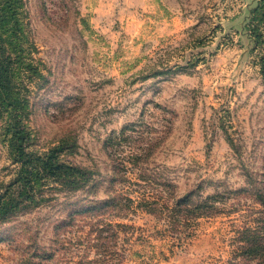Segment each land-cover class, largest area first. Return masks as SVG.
<instances>
[{
	"label": "rangeland",
	"instance_id": "374dc122",
	"mask_svg": "<svg viewBox=\"0 0 264 264\" xmlns=\"http://www.w3.org/2000/svg\"><path fill=\"white\" fill-rule=\"evenodd\" d=\"M0 60V264H264V0H0Z\"/></svg>",
	"mask_w": 264,
	"mask_h": 264
},
{
	"label": "trees",
	"instance_id": "16d2710c",
	"mask_svg": "<svg viewBox=\"0 0 264 264\" xmlns=\"http://www.w3.org/2000/svg\"><path fill=\"white\" fill-rule=\"evenodd\" d=\"M5 68H4V62L0 60V96H2V93L5 91L4 87L1 83L2 77L5 75ZM0 107H3L0 105ZM14 126V125H12ZM15 137L16 139L22 140L24 135V129H17L15 131ZM19 154L22 153V147H17ZM65 169L66 171H74V170H80L79 167H75L72 165H65L64 163L60 164V170ZM24 171L28 172L27 169ZM1 198V197H0ZM11 202L8 201H1L0 199V216L7 211L9 208ZM247 231H256L255 229H249ZM247 231L243 232L244 235L240 238V240L243 242L242 245H239V251L238 254L241 255L244 260L248 263L251 262L253 258H260V261L264 262V235H258V234H248Z\"/></svg>",
	"mask_w": 264,
	"mask_h": 264
}]
</instances>
